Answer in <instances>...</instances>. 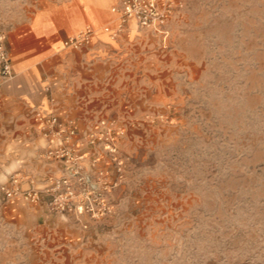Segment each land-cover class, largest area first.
I'll use <instances>...</instances> for the list:
<instances>
[{"label":"rangeland","instance_id":"1","mask_svg":"<svg viewBox=\"0 0 264 264\" xmlns=\"http://www.w3.org/2000/svg\"><path fill=\"white\" fill-rule=\"evenodd\" d=\"M57 1L0 0V28ZM168 1L173 70L124 121L110 210L38 224L0 190V264H264V0Z\"/></svg>","mask_w":264,"mask_h":264},{"label":"crops","instance_id":"2","mask_svg":"<svg viewBox=\"0 0 264 264\" xmlns=\"http://www.w3.org/2000/svg\"><path fill=\"white\" fill-rule=\"evenodd\" d=\"M118 2H48L5 29L15 76L0 92V185L20 172L26 178L23 187L30 186L29 178L43 187L64 167L42 154L59 142L41 133L37 111L54 112L75 126L79 135L72 141L79 143L99 118L116 119L122 130L124 121L136 117L132 106L157 103L160 77L173 70L170 52L159 47L166 44L168 25L164 33L141 28L132 18L119 29ZM88 25L95 28L88 43L64 44ZM106 164L111 162L103 157L98 167L106 170ZM46 200L47 195L35 203L13 197L6 198V205L40 224L48 214L62 215L51 211Z\"/></svg>","mask_w":264,"mask_h":264},{"label":"built area","instance_id":"3","mask_svg":"<svg viewBox=\"0 0 264 264\" xmlns=\"http://www.w3.org/2000/svg\"><path fill=\"white\" fill-rule=\"evenodd\" d=\"M118 28L122 29L129 20L135 19L141 28L166 31L172 2L160 0H119L115 7ZM107 30L109 26H105ZM95 33L93 26H86L80 32L69 36L64 44L80 47L88 43ZM7 31L0 28V92L4 84L15 76L10 52L7 46ZM36 120L41 133L48 139L58 140V145L48 147L42 154L60 161L61 172L49 177L50 182L43 187L36 186L30 179V186L23 187L26 179L20 172L11 173L7 181L0 185L5 198L22 197L28 202H40L47 195L46 204L51 211L99 219L106 216L111 206L108 192L112 185L106 177V170L98 167L101 158L106 157L118 171H122L126 157L119 146L122 134L116 119L100 118L86 129L81 142H73L79 135L73 125L62 122L54 112L37 111ZM87 226V224H84Z\"/></svg>","mask_w":264,"mask_h":264}]
</instances>
